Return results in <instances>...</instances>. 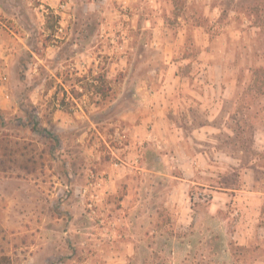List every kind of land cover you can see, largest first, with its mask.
<instances>
[{
    "label": "rangeland",
    "instance_id": "374dc122",
    "mask_svg": "<svg viewBox=\"0 0 264 264\" xmlns=\"http://www.w3.org/2000/svg\"><path fill=\"white\" fill-rule=\"evenodd\" d=\"M262 70L264 0H0V256L264 264Z\"/></svg>",
    "mask_w": 264,
    "mask_h": 264
},
{
    "label": "trees",
    "instance_id": "16d2710c",
    "mask_svg": "<svg viewBox=\"0 0 264 264\" xmlns=\"http://www.w3.org/2000/svg\"><path fill=\"white\" fill-rule=\"evenodd\" d=\"M262 74L264 75V70H262ZM0 264H13V261H12L11 257L6 256V255H2V256H0Z\"/></svg>",
    "mask_w": 264,
    "mask_h": 264
}]
</instances>
